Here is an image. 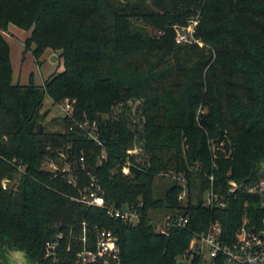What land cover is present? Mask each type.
Segmentation results:
<instances>
[{"label":"trees","instance_id":"trees-1","mask_svg":"<svg viewBox=\"0 0 264 264\" xmlns=\"http://www.w3.org/2000/svg\"><path fill=\"white\" fill-rule=\"evenodd\" d=\"M193 18L203 45L178 43L177 28ZM10 24L31 30L25 52L39 65L51 51L65 70L44 84L34 73L15 83ZM46 97L76 100L62 131L39 132ZM50 161L59 169H47ZM262 164L264 0H0V264L10 250L53 264L46 244L59 234L56 264H77L98 228L118 236L123 264H178L211 224L229 242L244 218L250 229L264 227ZM166 174L184 178L185 200L178 180L156 195L155 178ZM92 177L108 203L136 207L139 223L78 201ZM210 189L227 207L204 204ZM154 211L190 222L166 236Z\"/></svg>","mask_w":264,"mask_h":264},{"label":"built area","instance_id":"built-area-1","mask_svg":"<svg viewBox=\"0 0 264 264\" xmlns=\"http://www.w3.org/2000/svg\"><path fill=\"white\" fill-rule=\"evenodd\" d=\"M199 20L191 19L187 27L177 28V42L198 41L193 38V32ZM200 45H203L198 41ZM75 99L66 98L61 103V109L70 114L74 108ZM89 126V125H84ZM92 131L90 135L97 139L95 131L97 125H90ZM47 169L57 170L56 162H47ZM55 167V169L53 168ZM63 171H69V181L77 185V176L73 174L70 166H63ZM175 177H182L174 175ZM213 181L214 176L212 175ZM186 189V185H185ZM238 184L231 182V192H236ZM185 190L180 194L183 199ZM78 201L88 206L105 207L108 214L113 217L121 218L131 224L139 223L141 214L139 210L132 205L118 207L113 203H108L104 196V190L100 184L96 183L94 177L89 186L80 189V194L76 198ZM143 203H140L142 205ZM204 204L207 207H227V201L214 189H210L205 196ZM156 222V230L161 234L169 236L172 229L185 228L190 222L189 216L185 215H166L164 219L154 218ZM63 234H59L57 239L49 241L46 244V257L53 260V264L59 261L58 250L60 247V239ZM86 243V228H84V236L82 237ZM119 238L113 230L108 228L97 229V241L94 249L84 247L78 254L77 264H123L120 256ZM181 261L184 264H264V229H250L247 221H244L241 228L235 233V239L232 242L227 241L222 233V228L217 224H211L207 230L195 232L187 250L178 258L177 263Z\"/></svg>","mask_w":264,"mask_h":264},{"label":"rangeland","instance_id":"rangeland-1","mask_svg":"<svg viewBox=\"0 0 264 264\" xmlns=\"http://www.w3.org/2000/svg\"><path fill=\"white\" fill-rule=\"evenodd\" d=\"M31 30H23L17 27L14 24L9 25V29L6 32L7 40L11 45V59L13 64V81L15 83H28L29 77L31 73H34L35 82L37 84H44L45 80H47L51 75H57L65 70V65L63 59H59L58 54L56 52L47 51L43 57L42 62L39 65L34 57L32 49H29L25 52V40L28 36H30ZM52 56H56L57 60H52ZM61 102L54 103L52 99L46 97L44 102V107L42 111H47V116L45 122L42 124L43 129L46 125V129L50 131H62V117L66 115V113L61 109ZM133 108H135L136 103H133ZM139 119V118H138ZM138 147V146H137ZM137 149V148H136ZM135 151H138L136 150ZM48 164L45 163L46 167ZM60 167L58 164L56 168ZM66 168L69 165H65ZM53 168V167H52ZM55 169V167L53 168ZM261 172L264 174V164H262ZM173 180H178L184 185L186 182L183 177H175L174 174L172 176L170 174L159 175L155 178L154 187L156 191V195L158 197H164L166 191L173 184ZM17 184V180L12 183L5 182L6 185ZM260 191L264 194V175L263 180L260 183ZM187 197V189H185L183 200ZM154 218L164 219L166 217L165 213L162 211H154ZM244 221H247V218H244ZM261 229H264L262 227ZM10 261H7L9 264Z\"/></svg>","mask_w":264,"mask_h":264},{"label":"water","instance_id":"water-1","mask_svg":"<svg viewBox=\"0 0 264 264\" xmlns=\"http://www.w3.org/2000/svg\"><path fill=\"white\" fill-rule=\"evenodd\" d=\"M53 61L57 60L56 56H52L51 58ZM43 131V125L41 124L39 132ZM8 261H10L9 264H32L26 254L23 251L20 250H10L8 252ZM178 264H184L183 262L179 261Z\"/></svg>","mask_w":264,"mask_h":264},{"label":"flooded vegetation","instance_id":"flooded-vegetation-1","mask_svg":"<svg viewBox=\"0 0 264 264\" xmlns=\"http://www.w3.org/2000/svg\"><path fill=\"white\" fill-rule=\"evenodd\" d=\"M5 264H7V262H5Z\"/></svg>","mask_w":264,"mask_h":264}]
</instances>
